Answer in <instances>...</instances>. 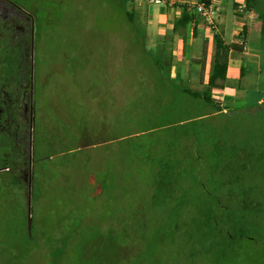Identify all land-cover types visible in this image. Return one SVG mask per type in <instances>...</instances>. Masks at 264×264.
I'll return each mask as SVG.
<instances>
[{
    "label": "rangeland",
    "instance_id": "1",
    "mask_svg": "<svg viewBox=\"0 0 264 264\" xmlns=\"http://www.w3.org/2000/svg\"><path fill=\"white\" fill-rule=\"evenodd\" d=\"M5 1L9 12L17 15L19 29L14 36L18 38L12 40L7 30L0 31V87L9 79L12 86L8 90L17 91L16 87L31 81L36 93L30 96L28 128L25 123L21 126L16 113L9 117L7 130L0 127V172L9 170L7 164L19 158L15 157L19 151L29 156L33 166L35 137L53 157L43 161V168L37 166L40 182L34 193L38 197L33 196L30 183L27 209L29 221L34 218L33 228L26 221L24 201L13 197L5 182L0 188V264H264V57L260 85H246L249 100L236 105L227 100L223 102L229 108L226 113L199 125L195 169L200 183L190 188L192 177L180 172L182 189L187 188V200L181 207L154 205L157 201L150 198L152 194H142L139 183L151 185L153 180L145 171L128 190L119 188L112 176L108 179L115 198L106 211L99 203L86 204L94 194L91 188L100 186L94 173L74 178L82 181L77 191L65 189L63 184L72 178L66 179L70 172L65 160L67 170L57 177L56 168L63 158L56 150L73 144L60 142L68 130L100 128L84 141L101 143L117 128L104 122L105 102L117 96L104 89L101 94L87 92L99 67L101 86L120 87L121 103L134 88L142 89L141 85L153 92L159 77L154 60L160 57L169 64L172 52L159 38L147 36L149 4L140 7L131 0L124 6L120 0ZM254 7L263 26L264 0H256ZM126 11L133 14L132 21ZM136 71L139 77L131 74ZM172 77L177 78L173 68ZM219 98L222 95L215 93L214 99ZM25 103L14 101L11 106ZM99 120L100 125H92ZM159 134L169 140L172 129ZM92 149L81 148L73 163L86 170L89 160L83 162L79 152ZM181 160L185 165L190 157L184 154ZM182 194L175 199L182 200Z\"/></svg>",
    "mask_w": 264,
    "mask_h": 264
},
{
    "label": "trees",
    "instance_id": "2",
    "mask_svg": "<svg viewBox=\"0 0 264 264\" xmlns=\"http://www.w3.org/2000/svg\"><path fill=\"white\" fill-rule=\"evenodd\" d=\"M126 1L120 0V3L124 6ZM202 1L210 5L209 0ZM255 2L256 0H246V9L244 11L253 12L255 10ZM126 14L132 21L133 14L129 11H126ZM197 17L198 15L188 5H182V16L175 20L174 31L186 29ZM262 31L264 38V24ZM243 36L246 38V32ZM230 49L240 51L239 46L235 44L221 47V54L217 52L215 55L208 82L206 84L203 80L201 82V85L206 87L205 90L192 88L190 81L185 82L183 79H174L172 77V58L169 64L163 62L160 57L155 58L154 61L159 71V77L155 82L156 87H154L153 92L151 93L148 88L141 85L142 89H139V87L134 88V91H132L134 93H131L129 97L127 96L124 103H121L122 100L119 102L120 98L123 99L120 87L116 88V84L106 83L103 88L100 83L101 68L95 69L97 72L95 76L97 78L91 83V87L87 92L90 94H101L102 89H104L105 93L114 97L117 96V99L115 98L112 102L109 99H105L106 102L104 101L106 103L105 108L108 110L104 122H111L117 128H114L111 136L105 138L101 143H88L89 141H84L92 132H100V128H92L91 130L87 126V128H80L78 131L73 128L75 131L72 133L68 130V136L64 135L65 138L62 136L61 140L59 138L60 142L63 140L66 143L70 140L73 143L70 145L71 143L69 144L68 142L66 143L69 144L67 147L56 150L59 154L58 157L63 158L62 164L56 168L57 177H62L64 175L62 170H67L64 160L69 165L68 172L70 173L66 179L72 178V180H67V184H63L65 189L67 191H72V189L73 191H77L78 183L81 185L82 181L75 182L74 178L80 174L91 175L94 173L99 177L98 180L101 181L100 186L90 187L91 190H94V194H92L90 201L88 200L86 204L99 203L107 211L111 207L110 202L115 198V196L112 197V194H110L112 189L108 187V179L113 177L118 180L119 188L125 186L128 190V186H135L134 181L137 175L145 174V171H148L153 175V180L151 185L147 181L139 183L143 188L142 194L145 192L152 194L150 198L152 199L153 197L157 201L154 205L174 204L177 207H181L185 199L187 200L185 195L187 188L182 189L181 183L184 178L180 172L184 171L185 175L189 174L192 177L190 180L191 185H189L190 188H196L200 183V180L197 179V170L195 169L198 165L196 158L198 148L196 143L200 140L199 125L207 121L209 117L215 114H223L225 110L229 109L226 105H222L214 99L213 90H223L227 86L228 61L226 55ZM137 72H132L131 74H136L139 77L141 74ZM109 73L111 74V70L108 71V75ZM124 75L127 77L129 74L126 73ZM138 77L137 80H139ZM16 88L18 90L15 92L24 93V100L26 101L24 123L25 128H28L30 122L28 116V111H30V96L36 93V88L33 92L31 81H28L24 87L20 86ZM21 88H24V91H21ZM118 89L120 92H118ZM17 100L18 97L15 101ZM13 102L14 98L11 95L8 104H12ZM123 104L126 105V108ZM14 108L19 110L20 106L17 104V107L15 106ZM100 121L98 123L97 121H93L92 125H100ZM123 125H126L125 128H121ZM119 126L120 128H118ZM167 128L172 129V135L169 140L164 139L159 134L160 130ZM35 139V164L33 166L29 161V156L24 153L20 154L21 152L19 151V154L15 153V157L19 158L13 160V163L7 164L10 165L7 166L9 170L7 172H0V188L3 182H5L6 188H9L13 192L11 195L24 201L26 209L29 206L28 199L32 188L30 187V183L31 185L33 184V196H39L37 193H34L37 192L36 189H38L40 182L38 176L40 171L37 169V166L42 165L41 168H43L46 166L43 161L53 157V155H48L49 152L45 148L40 147L38 138L35 137ZM97 145H101L102 148H96ZM86 146L89 149L91 147L96 149H92L86 154L79 152L83 162L89 160V164L85 170V167L81 168L80 164H74L73 162H76L77 151ZM184 154L190 157V160H186L185 165L182 164L181 160ZM82 156H85V158L83 159ZM30 176H32L31 179ZM73 183L75 185H72ZM181 191L182 193L184 192L182 200L177 201L175 195L181 194ZM127 194L131 193L127 192ZM36 197L32 204L33 208L37 205ZM25 218L28 222V209ZM33 220L34 218L28 223L30 228L34 226Z\"/></svg>",
    "mask_w": 264,
    "mask_h": 264
},
{
    "label": "crops",
    "instance_id": "3",
    "mask_svg": "<svg viewBox=\"0 0 264 264\" xmlns=\"http://www.w3.org/2000/svg\"><path fill=\"white\" fill-rule=\"evenodd\" d=\"M1 1L6 3L5 0ZM131 1L140 7L149 4L146 11V25L149 30L147 36L157 37L161 43L168 45L172 52V68L177 71L178 80L190 81L194 89H206L201 82H208L215 55L217 52L221 54V47L238 45L240 51L230 49L226 55V88L213 90V94L222 95V98L217 100L222 105H225L223 102L227 100L233 101L235 105L238 101L243 103L249 100L246 85L257 87L261 82L264 39L262 25L255 11L239 10L238 5L244 0H209L215 10V25L208 26L206 21L198 16L186 29L179 31H174V23L182 16V5H193L202 0H165L162 4H157L155 0ZM153 3L159 8H154ZM232 15L241 19L234 20ZM245 32L246 38L243 36ZM262 101L258 96L257 102Z\"/></svg>",
    "mask_w": 264,
    "mask_h": 264
},
{
    "label": "flooded vegetation",
    "instance_id": "4",
    "mask_svg": "<svg viewBox=\"0 0 264 264\" xmlns=\"http://www.w3.org/2000/svg\"><path fill=\"white\" fill-rule=\"evenodd\" d=\"M7 6L8 5H6L5 2L1 3V6H0V22H2L0 24V31L3 32L4 30H7L8 36H10V40H12L14 36L18 35L19 24L16 23V21H18L17 20L18 18L16 17L17 15L9 12ZM14 38L17 39L18 37H14ZM11 84L12 82L9 81V79H5L3 81L2 86L0 87V122H2L1 124L2 126L0 125V127L4 130H7L5 129V125L11 124L9 123L10 121L9 117L10 116L13 117L14 113H16L17 119L21 123V126L24 123L25 106L23 105L21 107L19 104L18 106H20V109L16 110L15 108L13 109L14 106L11 107V103L8 104V102L10 101L11 95L14 98V101L16 100L17 97H18L17 101L24 100V93L15 92L14 90L13 92L9 91L8 87ZM6 104H7V107H6Z\"/></svg>",
    "mask_w": 264,
    "mask_h": 264
},
{
    "label": "built area",
    "instance_id": "5",
    "mask_svg": "<svg viewBox=\"0 0 264 264\" xmlns=\"http://www.w3.org/2000/svg\"><path fill=\"white\" fill-rule=\"evenodd\" d=\"M157 4H162L165 0H155ZM193 12L203 18L207 25L213 27L215 25V10L211 5H207L204 1H198L196 4L188 5ZM238 8L240 11L246 9V0L239 3Z\"/></svg>",
    "mask_w": 264,
    "mask_h": 264
}]
</instances>
